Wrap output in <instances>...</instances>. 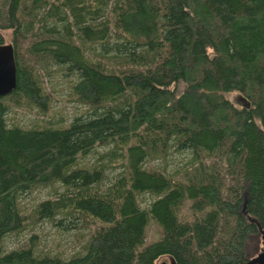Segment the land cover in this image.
I'll return each instance as SVG.
<instances>
[{
	"label": "trees",
	"instance_id": "1",
	"mask_svg": "<svg viewBox=\"0 0 264 264\" xmlns=\"http://www.w3.org/2000/svg\"><path fill=\"white\" fill-rule=\"evenodd\" d=\"M27 1L0 0L16 66L0 97V264H245V243L264 231V0ZM47 64L76 77L85 114L7 125L11 104L46 110L36 69ZM96 145L121 164L105 185L104 165L77 163ZM170 148L190 157L171 173L144 165ZM48 182L65 191L30 215L92 223L83 251L36 255L32 238L3 251V237L27 225L19 196ZM150 223L159 231L146 240Z\"/></svg>",
	"mask_w": 264,
	"mask_h": 264
},
{
	"label": "rangeland",
	"instance_id": "2",
	"mask_svg": "<svg viewBox=\"0 0 264 264\" xmlns=\"http://www.w3.org/2000/svg\"><path fill=\"white\" fill-rule=\"evenodd\" d=\"M24 2L27 4L28 1L24 0ZM85 2L94 3L92 0H85ZM41 14L42 10L37 15L40 16ZM0 33L3 36L4 43H9L10 30L3 29ZM21 48L24 47L22 46ZM21 56L26 64L34 63L25 50L22 51ZM36 72L39 74L38 78L41 80L42 87L46 93V110L41 112L35 107L26 104L17 106L11 104L5 114L7 125H17L22 128L45 125L64 126L73 117L85 114L86 106L77 102L72 94L71 87L76 79L73 74L67 72L62 66L50 64L36 69ZM181 90L182 84H178L176 93ZM223 96L236 107L245 104V99L236 91L224 93ZM115 156H117V151H113L111 145H96L89 154L79 158L77 163L78 166L85 168L104 165L102 170L104 177L101 183L105 185L112 182L121 171L120 162L113 159ZM189 157V152L186 150L175 151L170 148L164 157L146 159L144 165L151 168L156 167L165 173H171L186 162ZM110 159L112 160L109 162L108 160ZM64 191L65 187L59 182H48L42 185L37 184L29 192L22 193L18 198V208L23 214L28 216L27 220H25L27 225L22 231L8 233L3 237V251L26 247L29 244V239L32 238L36 255L39 253L57 254L61 259H67L74 253L82 252L89 231L92 228V223L79 225V222H75L71 217L61 218L62 221L60 223H58L57 219L50 220L43 217L35 221L36 219L30 215L39 202L55 199ZM137 199L140 207H146L152 200V196L147 193H141L137 195ZM182 213L187 214L186 206H183ZM158 231V228L153 223H150L146 233V240L156 238ZM260 247V234L251 235L244 246L247 259L254 258ZM154 264H168V258L160 257Z\"/></svg>",
	"mask_w": 264,
	"mask_h": 264
},
{
	"label": "water",
	"instance_id": "3",
	"mask_svg": "<svg viewBox=\"0 0 264 264\" xmlns=\"http://www.w3.org/2000/svg\"><path fill=\"white\" fill-rule=\"evenodd\" d=\"M15 61L11 44H0V97L9 94L16 84ZM263 242L261 251L252 259H247L245 264H264V231H259ZM173 264L171 259H168Z\"/></svg>",
	"mask_w": 264,
	"mask_h": 264
},
{
	"label": "flooded vegetation",
	"instance_id": "4",
	"mask_svg": "<svg viewBox=\"0 0 264 264\" xmlns=\"http://www.w3.org/2000/svg\"><path fill=\"white\" fill-rule=\"evenodd\" d=\"M262 244H263V242H262V240H261V247H262ZM261 247H260V250H259V252L261 251ZM259 252H258V253H259Z\"/></svg>",
	"mask_w": 264,
	"mask_h": 264
}]
</instances>
